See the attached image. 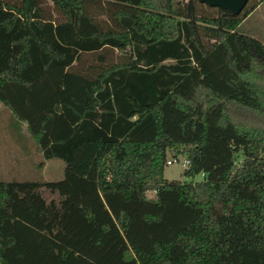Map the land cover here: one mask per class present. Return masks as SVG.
I'll list each match as a JSON object with an SVG mask.
<instances>
[{"label":"trees","instance_id":"1","mask_svg":"<svg viewBox=\"0 0 264 264\" xmlns=\"http://www.w3.org/2000/svg\"><path fill=\"white\" fill-rule=\"evenodd\" d=\"M248 1L0 0V103L63 161L56 180H0V264H193L211 225L237 239L196 264H264ZM167 152L187 180L163 176Z\"/></svg>","mask_w":264,"mask_h":264},{"label":"rangeland","instance_id":"2","mask_svg":"<svg viewBox=\"0 0 264 264\" xmlns=\"http://www.w3.org/2000/svg\"><path fill=\"white\" fill-rule=\"evenodd\" d=\"M254 1H258L257 7L251 11L248 17L238 23L236 31L256 36L264 43V0H249L247 5ZM205 10L214 12L212 8ZM171 155L172 153L167 152L166 158ZM237 158L240 156L237 155ZM183 168L177 162L165 164L163 176L167 180H187L188 178L181 173ZM62 169L63 161L60 158L44 159L40 153L34 150L33 142L21 122L13 118L7 107L0 103V180H56L62 176ZM200 177L201 173L194 176L193 179ZM146 195L153 197V192L147 190ZM236 239L237 237L231 229L217 225L209 226L204 236H192L193 245L197 246L196 254L192 255L194 256L193 264L218 249L227 247Z\"/></svg>","mask_w":264,"mask_h":264},{"label":"water","instance_id":"3","mask_svg":"<svg viewBox=\"0 0 264 264\" xmlns=\"http://www.w3.org/2000/svg\"><path fill=\"white\" fill-rule=\"evenodd\" d=\"M210 6L224 8L231 13H237L243 7L247 0H199Z\"/></svg>","mask_w":264,"mask_h":264},{"label":"built area","instance_id":"4","mask_svg":"<svg viewBox=\"0 0 264 264\" xmlns=\"http://www.w3.org/2000/svg\"><path fill=\"white\" fill-rule=\"evenodd\" d=\"M172 162H177L185 167L188 164V158H186L184 155L181 156L179 154H172L170 157L165 158V164H170Z\"/></svg>","mask_w":264,"mask_h":264},{"label":"crops","instance_id":"5","mask_svg":"<svg viewBox=\"0 0 264 264\" xmlns=\"http://www.w3.org/2000/svg\"><path fill=\"white\" fill-rule=\"evenodd\" d=\"M256 5H257V4H256ZM255 7H257V6H255ZM255 7H254V8H255ZM254 8H253V9H254ZM253 9H252V10H253ZM252 10H251V11H252ZM251 11H250L245 17H248V15L251 13ZM245 17H244V18H245ZM253 37H255V38H257V39L260 40V38H258V37H256V36H253ZM260 41L263 43L262 40H260ZM263 44H264V43H263ZM21 125H22V127H24V123H23V122L21 123ZM34 150H35V149H34ZM35 151H36V150H35ZM36 152H37V153H40V152H38V151H36ZM44 159H45V158H44Z\"/></svg>","mask_w":264,"mask_h":264}]
</instances>
